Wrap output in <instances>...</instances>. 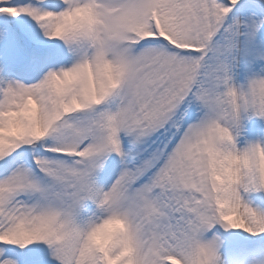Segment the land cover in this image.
Listing matches in <instances>:
<instances>
[{"label":"snow or ice","instance_id":"6c2138e0","mask_svg":"<svg viewBox=\"0 0 264 264\" xmlns=\"http://www.w3.org/2000/svg\"><path fill=\"white\" fill-rule=\"evenodd\" d=\"M0 264H264V0H0Z\"/></svg>","mask_w":264,"mask_h":264},{"label":"rangeland","instance_id":"374dc122","mask_svg":"<svg viewBox=\"0 0 264 264\" xmlns=\"http://www.w3.org/2000/svg\"><path fill=\"white\" fill-rule=\"evenodd\" d=\"M32 55L31 44L27 40L19 43L7 39H0V67L10 65L25 75L24 66L28 63ZM4 73L0 71V75Z\"/></svg>","mask_w":264,"mask_h":264}]
</instances>
